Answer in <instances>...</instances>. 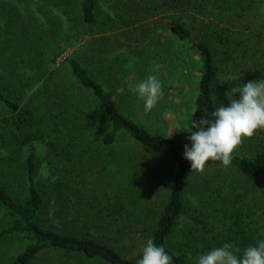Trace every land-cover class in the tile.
Instances as JSON below:
<instances>
[{
	"label": "trees",
	"instance_id": "16d2710c",
	"mask_svg": "<svg viewBox=\"0 0 264 264\" xmlns=\"http://www.w3.org/2000/svg\"><path fill=\"white\" fill-rule=\"evenodd\" d=\"M263 1L105 0L103 7L100 0H59L63 14L78 12L79 25L90 37L85 51L93 58L108 52L110 43L118 49L131 43L150 46L157 53L168 39L195 52L194 107L168 134L126 115L78 57H66L65 67L54 65L59 52L43 35L63 30L49 24L36 36L37 25L29 17L14 5L5 8L13 29L0 43L7 75L0 77V208L9 222L0 226V243L16 239L9 264H137L150 238L164 246L172 264H196L198 255L225 243L239 246L242 254L264 240V131L259 129L251 138L242 137L229 166L206 162L205 169L217 171L193 211L211 218L210 237L188 229L179 243L171 240L190 210L185 188L197 173L183 158L184 145L191 142L190 133L181 130L191 117L212 119L210 114L221 104L228 107V95L244 83L264 79ZM102 55L98 69H105L93 72L121 71L119 55L105 66ZM41 139L52 175L40 183L33 141ZM159 163L169 170L161 204L147 200L159 188ZM18 182L24 183V193L15 197L6 185ZM98 190L119 199L95 200ZM135 191L141 192L138 200H130ZM123 234L132 241L141 238L143 246L118 250L108 241Z\"/></svg>",
	"mask_w": 264,
	"mask_h": 264
},
{
	"label": "rangeland",
	"instance_id": "374dc122",
	"mask_svg": "<svg viewBox=\"0 0 264 264\" xmlns=\"http://www.w3.org/2000/svg\"><path fill=\"white\" fill-rule=\"evenodd\" d=\"M103 7H106L108 3L105 0H100ZM114 1V0H110ZM116 1V0H115ZM118 1V0H117ZM125 1V0H122ZM59 0H0V43L9 37V32L12 29L7 25L8 16L7 6L14 5L23 17H29L34 25L33 32L36 36H40L47 32L48 25L55 24L54 28L61 29L63 31L60 34L55 35H43L45 39H48L49 44H52V50L59 52L54 65L61 63L65 67V59L69 56L78 57L82 64H84L92 74L96 75V79L107 89L113 100L122 109V111L138 121L140 124L147 127L149 130L160 133L168 134L176 129L178 121L185 116L189 115L194 107V98L196 95V88L198 82V57L192 50H187L179 44V42L171 41L168 39L165 44V49L159 50L157 53L153 47H141L135 46V43H131L129 46H123L116 48L115 44H109V51L102 56L104 59V66L112 62L115 55H119L120 62L119 68L121 71H116L112 68L111 72H108L105 76L93 72L100 66L101 54L98 57H91L89 51H85L87 44L90 41L88 33L84 26L79 25L78 12L74 9L71 14H63L61 7L58 5ZM264 7V1H263ZM55 18H58L60 22H55ZM124 42V41H123ZM136 47V48H135ZM135 48V49H134ZM136 54L142 51V54L136 56ZM101 52V51H100ZM0 54V77L6 78V70L3 67ZM107 61V62H106ZM53 66V65H52ZM105 69L101 67L98 70ZM35 70H31L29 75L32 76ZM118 73V74H116ZM149 75H156L163 84L164 98L158 103L155 109L145 116L143 114V101L139 100L133 88L129 85H135L136 83L144 80ZM231 77L234 74L230 75ZM35 77H33L34 79ZM39 83L35 82L33 88ZM125 141V139H124ZM125 142L131 144V140L126 139ZM35 151L37 153L38 171L36 173V180L43 181L47 176L52 175L51 162H47L46 146L44 139L33 141ZM139 150V149H138ZM140 151V150H139ZM160 164V163H159ZM217 171L213 168L205 169L201 175L198 172L192 177L187 187L185 188V198L187 205L190 208L189 212L182 215L179 221V227L176 230V236L171 240L173 243H179L182 239V233H185L188 229L191 231L196 230L198 234H202L204 237H210L212 233L211 218H205V215H198L197 211H193L196 208L199 201L202 200V196L209 193L208 186L213 185L211 180L212 174ZM169 170L166 166H159V173L157 177L160 178V183L157 184L156 195H152L151 199L157 200L161 204L165 200V190L168 181ZM9 193H12L15 197H19L24 193V183L18 182V185L13 183L12 190L9 185H6ZM142 187L139 186L138 190ZM116 191H113V194ZM112 194V193H111ZM106 196L98 190L95 193V200H118V195ZM141 192H136L131 195L130 200L136 198V195ZM111 197V198H110ZM148 197V196H147ZM54 200V195H51ZM89 200H92L91 198ZM206 220V221H205ZM202 221L203 223H201ZM9 217L3 208H0V226L8 224ZM213 227V225H212ZM94 235H97L95 231H92ZM111 236V235H110ZM108 241L118 250L129 249L136 251L143 246L141 238L132 241L127 236L117 235L116 239L109 238ZM136 245V247H134ZM16 246V239L8 238L0 243V264H9L14 256V250ZM131 247V248H130ZM72 264H105L102 261H83L77 260Z\"/></svg>",
	"mask_w": 264,
	"mask_h": 264
},
{
	"label": "clouds",
	"instance_id": "9594fccd",
	"mask_svg": "<svg viewBox=\"0 0 264 264\" xmlns=\"http://www.w3.org/2000/svg\"><path fill=\"white\" fill-rule=\"evenodd\" d=\"M129 86L143 101L145 116L164 98L163 84L156 75H149ZM228 97L229 106L221 104L217 107L210 114L212 119L196 121L191 117L181 130L190 133L187 139L191 146L184 145L183 158L191 163L193 172L202 175L208 161H221L223 166H229L234 150L242 143V137L251 138L258 129L264 131V79L244 83ZM204 111L205 116L209 115L206 108ZM193 128L197 130L193 131ZM137 264H172V257L164 246H157L150 238L142 248V258L137 260ZM196 264H264V240H259L256 246H247L242 254L239 246L225 243L198 255Z\"/></svg>",
	"mask_w": 264,
	"mask_h": 264
}]
</instances>
